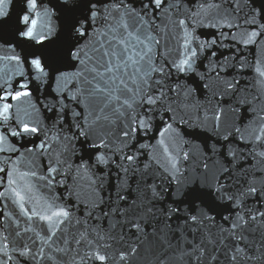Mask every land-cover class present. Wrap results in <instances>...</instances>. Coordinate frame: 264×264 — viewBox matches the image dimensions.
Segmentation results:
<instances>
[{
    "label": "water",
    "instance_id": "95a60500",
    "mask_svg": "<svg viewBox=\"0 0 264 264\" xmlns=\"http://www.w3.org/2000/svg\"><path fill=\"white\" fill-rule=\"evenodd\" d=\"M0 264H264V0H0Z\"/></svg>",
    "mask_w": 264,
    "mask_h": 264
}]
</instances>
